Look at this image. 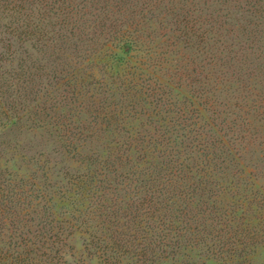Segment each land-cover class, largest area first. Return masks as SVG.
I'll return each mask as SVG.
<instances>
[{"label":"trees","instance_id":"1","mask_svg":"<svg viewBox=\"0 0 264 264\" xmlns=\"http://www.w3.org/2000/svg\"><path fill=\"white\" fill-rule=\"evenodd\" d=\"M250 156L264 0H0V264H251Z\"/></svg>","mask_w":264,"mask_h":264},{"label":"rangeland","instance_id":"2","mask_svg":"<svg viewBox=\"0 0 264 264\" xmlns=\"http://www.w3.org/2000/svg\"><path fill=\"white\" fill-rule=\"evenodd\" d=\"M21 140H22V143L24 142L25 144H26V142L31 141L32 146H31V150L28 152L29 155H34V154L39 153L41 151H45V153L47 155L48 154L50 155L51 151L54 148V146H51L50 143H49V146L47 148L43 147L42 144L39 143V141H40L39 137L33 138L31 136H24L23 138H21ZM7 157H9V155ZM50 159L52 161L51 166L53 168V172H56L55 166H56V164H59L58 162L62 161V158H60L59 155L58 156H52L51 155ZM257 159H259V161H256ZM262 160H263V158H261L260 156H255V157L250 156L248 158V164H249V166H252V164H254V163H256L257 165H260L262 163ZM66 164H67V166H69L71 163L68 162ZM62 165H64V164H62ZM71 166L72 165H70V167ZM60 167H62V166H60ZM51 176L53 177V180H54L55 175L51 174ZM91 252H92V249H91ZM67 254L68 255L66 257V261L68 262V264H100V261L98 259H94V257H91L89 255L88 251H86L85 237H83L81 235H76L70 240L69 247L67 249ZM251 261H252L251 264H264V246L261 245L257 248L255 253L251 256ZM198 262H199L198 264H203V263H200L201 261H198Z\"/></svg>","mask_w":264,"mask_h":264}]
</instances>
